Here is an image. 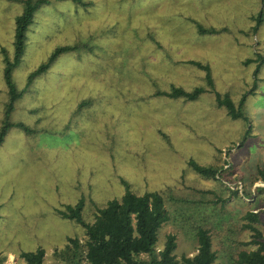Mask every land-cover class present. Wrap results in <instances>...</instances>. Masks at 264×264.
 <instances>
[{
	"label": "rangeland",
	"instance_id": "1",
	"mask_svg": "<svg viewBox=\"0 0 264 264\" xmlns=\"http://www.w3.org/2000/svg\"><path fill=\"white\" fill-rule=\"evenodd\" d=\"M25 4L0 0V126L7 114L26 127L7 125L0 141L2 264H21L19 252L37 246L44 264H64L52 249L84 227L60 211L80 201L91 221L126 189L162 194L168 219L156 248L171 232L176 254L193 253L192 228L203 223L218 264H234L230 240L248 237L240 215L254 206L240 190L264 168V0H41L13 61ZM74 44L32 72L54 48ZM188 59L206 63L210 83ZM7 61L19 93L6 112ZM172 84L205 90L192 99L157 93ZM213 90L243 116L216 105ZM189 160L219 163L232 179L206 177ZM238 182L237 195L224 187Z\"/></svg>",
	"mask_w": 264,
	"mask_h": 264
},
{
	"label": "trees",
	"instance_id": "2",
	"mask_svg": "<svg viewBox=\"0 0 264 264\" xmlns=\"http://www.w3.org/2000/svg\"><path fill=\"white\" fill-rule=\"evenodd\" d=\"M40 1L25 0L26 4L23 11L16 15L13 61H16L21 51L23 31L26 23L30 20L31 10ZM224 29V26L219 28L197 26V31L200 33H215ZM76 46V44L60 45L54 48L47 59L32 72L44 70L58 52ZM248 60L250 58H246L244 61ZM188 61L205 69V77L210 83V74L206 63L193 59H188ZM10 64L11 62L7 61L4 67V77L10 92V97L6 102V112L12 106L13 97L19 93L14 88L9 76ZM203 90L205 88L202 86H194L190 90H186L179 85L172 84L169 90H159L157 93L169 97L180 96L183 99H192ZM213 91L216 105L224 106L226 113L231 117L243 116L227 93L220 94L215 90ZM7 125H18L26 128L20 122L9 121L7 114H5L0 126V141ZM189 162L206 177L214 178L216 175L221 177L225 175L223 180L232 179L229 174L224 173L225 170H228L219 163L201 165L192 160ZM263 171L264 168L257 169V173L252 174L246 182L247 184L244 183L240 190L241 197L252 199L254 206L251 209H246L240 215L239 228L245 229L248 237H235L230 240L235 245V249L229 254L234 264H264V188L255 186L253 192L250 190V184L253 181L257 179L264 181ZM235 178L238 177L235 176ZM224 187L237 195V188ZM171 196L175 200L177 199L175 196ZM220 199L224 201L225 198L220 197ZM80 205L81 202L79 201L75 205L60 211L63 215L79 221L84 227L81 238L76 235L68 236L62 246L52 249L53 257L64 264H218L216 252L212 248L211 227L207 224L197 223L193 225L195 250L191 254L180 253L178 255L174 252L176 242L175 236L171 232L165 235L162 245L156 248V230L168 219L163 205V196L159 191L136 193L126 189L119 197L110 198L102 206H98L91 221H86L81 216ZM19 256L22 258L21 264H44V248L41 246L20 251ZM4 259L5 254L0 251V264L3 263Z\"/></svg>",
	"mask_w": 264,
	"mask_h": 264
},
{
	"label": "built area",
	"instance_id": "3",
	"mask_svg": "<svg viewBox=\"0 0 264 264\" xmlns=\"http://www.w3.org/2000/svg\"><path fill=\"white\" fill-rule=\"evenodd\" d=\"M228 185H229V187H232L230 184H228ZM237 186L240 187V182H238V184L235 185V188H236ZM238 187H237V188H238ZM238 189H239V188H238Z\"/></svg>",
	"mask_w": 264,
	"mask_h": 264
}]
</instances>
